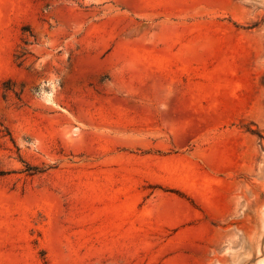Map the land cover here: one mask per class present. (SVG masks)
Wrapping results in <instances>:
<instances>
[{
  "label": "rangeland",
  "instance_id": "374dc122",
  "mask_svg": "<svg viewBox=\"0 0 264 264\" xmlns=\"http://www.w3.org/2000/svg\"><path fill=\"white\" fill-rule=\"evenodd\" d=\"M155 41L159 107L106 59ZM0 264H264V0H0Z\"/></svg>",
  "mask_w": 264,
  "mask_h": 264
},
{
  "label": "crops",
  "instance_id": "0c3cea01",
  "mask_svg": "<svg viewBox=\"0 0 264 264\" xmlns=\"http://www.w3.org/2000/svg\"><path fill=\"white\" fill-rule=\"evenodd\" d=\"M192 12L188 13V17L192 16ZM195 46L156 41L120 43L106 59L115 66L125 68L122 70L124 76L139 83L151 84L144 97L150 99L153 106L159 107L169 97L170 83L198 81L202 57L201 49Z\"/></svg>",
  "mask_w": 264,
  "mask_h": 264
},
{
  "label": "bare ground",
  "instance_id": "6f19581e",
  "mask_svg": "<svg viewBox=\"0 0 264 264\" xmlns=\"http://www.w3.org/2000/svg\"><path fill=\"white\" fill-rule=\"evenodd\" d=\"M130 1V0H129ZM108 153V151L107 150H105V149H103V150H100V152H99V156L101 157V156H105L106 154ZM160 182H162V183H164V184H166V181H164V180H159ZM170 184V183H169ZM181 184V183H180ZM177 185V184H175L176 186H181V185ZM174 185V186H175ZM181 187H184V186H181ZM180 187V188H181ZM185 189V188H184Z\"/></svg>",
  "mask_w": 264,
  "mask_h": 264
}]
</instances>
